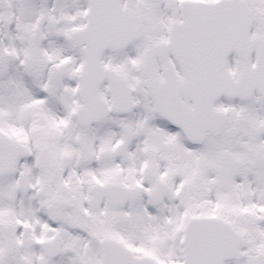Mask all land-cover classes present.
<instances>
[{"label":"snow or ice","instance_id":"6c2138e0","mask_svg":"<svg viewBox=\"0 0 264 264\" xmlns=\"http://www.w3.org/2000/svg\"><path fill=\"white\" fill-rule=\"evenodd\" d=\"M0 264H264V0H0Z\"/></svg>","mask_w":264,"mask_h":264}]
</instances>
